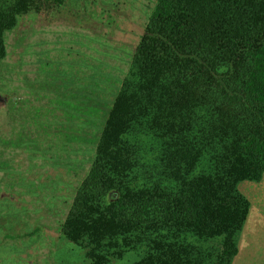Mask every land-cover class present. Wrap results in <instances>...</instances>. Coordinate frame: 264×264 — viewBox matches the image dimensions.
I'll return each instance as SVG.
<instances>
[{
  "label": "trees",
  "instance_id": "obj_1",
  "mask_svg": "<svg viewBox=\"0 0 264 264\" xmlns=\"http://www.w3.org/2000/svg\"><path fill=\"white\" fill-rule=\"evenodd\" d=\"M86 1L0 0V60L21 17ZM106 120L62 233L102 260L232 264L239 184L264 175V0H157Z\"/></svg>",
  "mask_w": 264,
  "mask_h": 264
},
{
  "label": "rangeland",
  "instance_id": "obj_2",
  "mask_svg": "<svg viewBox=\"0 0 264 264\" xmlns=\"http://www.w3.org/2000/svg\"><path fill=\"white\" fill-rule=\"evenodd\" d=\"M86 2L85 14H27L5 36L7 55L0 60V264H134L146 251L140 247L121 254L117 247L102 260L101 254L90 256L85 242L62 233L157 4ZM152 157L146 153V160ZM260 180L239 184L250 206L246 187Z\"/></svg>",
  "mask_w": 264,
  "mask_h": 264
},
{
  "label": "crops",
  "instance_id": "obj_3",
  "mask_svg": "<svg viewBox=\"0 0 264 264\" xmlns=\"http://www.w3.org/2000/svg\"><path fill=\"white\" fill-rule=\"evenodd\" d=\"M251 186L246 187L250 191V212L232 264H264V176Z\"/></svg>",
  "mask_w": 264,
  "mask_h": 264
}]
</instances>
